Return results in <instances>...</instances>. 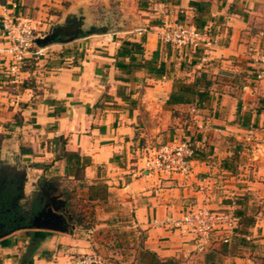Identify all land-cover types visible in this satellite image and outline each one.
Segmentation results:
<instances>
[{"label": "crops", "instance_id": "obj_1", "mask_svg": "<svg viewBox=\"0 0 264 264\" xmlns=\"http://www.w3.org/2000/svg\"><path fill=\"white\" fill-rule=\"evenodd\" d=\"M14 1L16 8L0 0V18L21 14L41 35L73 6ZM142 4L140 26L51 43L32 58L21 84H0V159L26 172L22 204L37 199L40 182L50 184L64 194L75 225L1 235L0 264H72L80 253H95L102 264H147L146 250L171 264H264V80L254 61L264 48V0ZM171 20L213 30L219 44L208 63L200 62L202 51L160 42ZM124 39L144 48L132 65L118 55ZM160 65L164 73L152 70ZM196 78L200 89L210 84L208 99L167 102L176 80ZM182 138L202 151L190 175L144 174L151 147ZM65 151L87 163L80 175ZM236 197L245 229L232 244L215 237L201 245L168 222L188 207L226 208Z\"/></svg>", "mask_w": 264, "mask_h": 264}, {"label": "built area", "instance_id": "obj_2", "mask_svg": "<svg viewBox=\"0 0 264 264\" xmlns=\"http://www.w3.org/2000/svg\"><path fill=\"white\" fill-rule=\"evenodd\" d=\"M14 8V0H5ZM40 30L28 17L21 14H7L0 18V84L9 82L21 84V74L26 70L30 60L45 55V47H39L36 39ZM160 42L180 51L201 50L200 62L210 61L212 51L219 44L217 35L210 27L202 29L178 20L167 21L159 30ZM256 78L264 80V48L254 55ZM194 109V108H193ZM195 147L188 138L168 141L151 147L144 157V174L180 173L190 175L193 171ZM237 204L226 208H214L208 204L188 207L182 216L168 222L180 228L201 245L210 243L218 237L222 242L231 244L239 227L240 217L236 213ZM72 264H102L95 253H80Z\"/></svg>", "mask_w": 264, "mask_h": 264}, {"label": "trees", "instance_id": "obj_3", "mask_svg": "<svg viewBox=\"0 0 264 264\" xmlns=\"http://www.w3.org/2000/svg\"><path fill=\"white\" fill-rule=\"evenodd\" d=\"M199 29H202L204 27L196 26ZM206 27V26H205ZM168 47H172L170 45H166ZM174 48V47H172ZM176 49V48H175ZM179 50V49H177ZM180 51V50H179ZM184 51H189L188 49ZM201 50L195 51V53H200ZM144 52V48L141 44V42L129 40V39H124L121 43V46L118 51V55L123 58H129V64L132 65V58L136 55H142ZM136 67L144 68L146 67L147 63L139 62L135 64ZM29 66V65H28ZM154 72L157 73H164L165 68L163 65H160L159 67H154L152 68ZM201 84L200 79L196 78L192 83H187L184 79H178L176 80L174 84V88L167 100L168 103L170 104H178V103H185L188 101H193L195 97L199 98V100L205 101L209 97V83L208 81H205L204 87L202 89L199 88V85ZM195 156L200 157L202 156L201 153L202 151L199 150L198 148L195 149ZM66 156H73L76 159V163L78 165V170H77V175H80L86 164L84 163L83 165H80V160L79 157L76 156L77 154L74 153H69L67 151L64 152ZM11 180L13 181L11 184L6 185L4 190L0 191V236L10 233L12 231L21 229V228H26L31 226V220L33 218V215L36 214L41 207L40 201L35 199L28 208L24 206L20 201L15 200V197H17L21 191L19 188V178L12 175L10 176ZM233 201V200H232ZM230 202V204L232 203ZM234 201L237 204L236 208V213L240 217L239 221V227L238 230L236 231V234L234 235L232 243L235 241L236 236L238 235L237 233L240 231H244L245 228H240L242 226V221H241V216H242V211L244 210V207L241 206L239 207V199L238 197L234 198ZM22 217L21 219H19ZM17 219V220H16ZM89 219H87V222L84 224L85 227H90L92 224L88 222ZM243 244H246L247 238L241 239ZM224 243V242H222ZM231 243V244H232ZM225 245H229L228 243H224ZM144 258L149 260V263L147 264H171L172 261L166 260L162 261L155 252L152 251H144ZM150 257V258H149Z\"/></svg>", "mask_w": 264, "mask_h": 264}, {"label": "water", "instance_id": "obj_4", "mask_svg": "<svg viewBox=\"0 0 264 264\" xmlns=\"http://www.w3.org/2000/svg\"><path fill=\"white\" fill-rule=\"evenodd\" d=\"M87 6V0L75 3L58 21L50 25L48 31L36 39L37 46L43 48L54 42L67 43L85 35L86 32L89 34L99 32L100 30L94 25H91L90 29L85 30L89 21L88 13H90ZM140 25L141 23L134 22L126 26L122 25V28L131 29ZM22 178V188H24L26 172L23 173ZM57 190L56 187H53L54 193L46 198L44 206L33 215L30 227L47 228L63 232L71 231L75 227L73 223L69 222L72 219V214H70V210L66 206L67 200L64 198V194L58 193Z\"/></svg>", "mask_w": 264, "mask_h": 264}, {"label": "rangeland", "instance_id": "obj_5", "mask_svg": "<svg viewBox=\"0 0 264 264\" xmlns=\"http://www.w3.org/2000/svg\"><path fill=\"white\" fill-rule=\"evenodd\" d=\"M63 1V4L66 6H70V4L74 5L76 2L82 0H60ZM58 0V2L60 3ZM147 0H87L88 8L90 11L89 14V21L85 30L90 29L91 25L96 26L100 31L105 30L107 32H112L116 30H122V25L126 26L129 24H133L140 20L139 18L142 17V13L139 11L142 7V3ZM87 13V12H85ZM60 15V14H59ZM62 17V15H60ZM59 20V19H58ZM173 21V20H171ZM185 23V22H184ZM122 24V25H121ZM49 26H47L43 31L42 34L48 31ZM89 34V33H85ZM33 59L30 60V63H33ZM31 66V65H30ZM11 88V89H10ZM5 90L8 92H13L14 90L12 87H5ZM2 90V89H1ZM17 92L14 91L13 94ZM3 134H0V148L1 143L3 140ZM0 166H10V164L4 163L2 159H0ZM39 187L37 186L36 189ZM144 262L147 261L146 257L142 255ZM150 258V257H149Z\"/></svg>", "mask_w": 264, "mask_h": 264}, {"label": "flooded vegetation", "instance_id": "obj_6", "mask_svg": "<svg viewBox=\"0 0 264 264\" xmlns=\"http://www.w3.org/2000/svg\"><path fill=\"white\" fill-rule=\"evenodd\" d=\"M3 162L7 163V164H10V166H0V191L4 190L6 185H9V184H11L13 182L11 180L10 176L14 175V176L18 177L19 178L18 183H19V188H20L21 193L17 197H15V200L20 201L22 203V201H23L22 197H24V194H23L24 189L22 188V186H23V184H22V180H23L22 175L24 173V170H21V171L17 170L6 159L3 160ZM50 186H51L50 184H45L44 182H40L38 184L39 188L36 189L34 195L36 196L38 201H40V203H41L40 209L44 206L46 198L49 195L54 193ZM21 218L22 217H20L19 219H21ZM69 222H71V221L69 220Z\"/></svg>", "mask_w": 264, "mask_h": 264}]
</instances>
